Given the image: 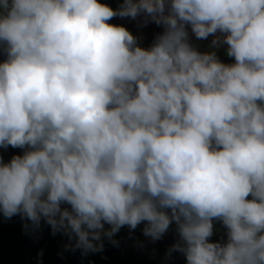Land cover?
Segmentation results:
<instances>
[{
  "label": "clouds",
  "instance_id": "9594fccd",
  "mask_svg": "<svg viewBox=\"0 0 264 264\" xmlns=\"http://www.w3.org/2000/svg\"><path fill=\"white\" fill-rule=\"evenodd\" d=\"M0 54V215L82 255L174 225L186 264H264V0H0Z\"/></svg>",
  "mask_w": 264,
  "mask_h": 264
},
{
  "label": "trees",
  "instance_id": "16d2710c",
  "mask_svg": "<svg viewBox=\"0 0 264 264\" xmlns=\"http://www.w3.org/2000/svg\"><path fill=\"white\" fill-rule=\"evenodd\" d=\"M118 1L102 0L113 8ZM12 149L14 152L3 160L22 152L20 148ZM24 223L19 215L10 219L0 215V264H159L146 255L129 252L116 239V245L104 239L102 251L82 255L79 249L66 248L69 244L67 236L52 234L50 226L43 220L36 230H25Z\"/></svg>",
  "mask_w": 264,
  "mask_h": 264
},
{
  "label": "rangeland",
  "instance_id": "374dc122",
  "mask_svg": "<svg viewBox=\"0 0 264 264\" xmlns=\"http://www.w3.org/2000/svg\"><path fill=\"white\" fill-rule=\"evenodd\" d=\"M120 0L116 4L118 7ZM115 7V8H116ZM110 23L122 24L128 28L134 35L138 37V42L142 46H148L156 33L162 31V27L149 21L148 23H142V17L138 16L135 20L128 17H112ZM211 37L207 40L201 41L198 47L201 50H206ZM217 55L225 62H231L230 57L225 54L224 48L217 49ZM0 59H3V54H0ZM14 151L11 146L0 148V156L10 155ZM250 198V197H249ZM107 227V225H106ZM143 224L138 225L134 230H130L127 226L121 227V229L115 233L114 239L118 240L120 246L128 250L133 254L146 255L151 259L156 260L159 264H186L185 257L180 252H172L171 255H166L168 248L176 241L177 233L175 232L174 225H170L169 230L166 231L163 236L155 241L146 237L142 233ZM216 231L209 238L212 241L221 239L225 235L223 226L217 221Z\"/></svg>",
  "mask_w": 264,
  "mask_h": 264
},
{
  "label": "built area",
  "instance_id": "2783aa9c",
  "mask_svg": "<svg viewBox=\"0 0 264 264\" xmlns=\"http://www.w3.org/2000/svg\"><path fill=\"white\" fill-rule=\"evenodd\" d=\"M0 159H4V157H3V156H1V157H0Z\"/></svg>",
  "mask_w": 264,
  "mask_h": 264
}]
</instances>
